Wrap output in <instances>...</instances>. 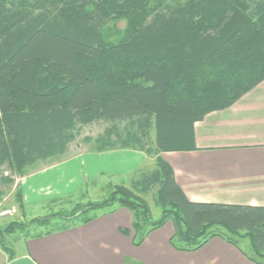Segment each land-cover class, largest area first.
<instances>
[{
	"label": "trees",
	"instance_id": "1",
	"mask_svg": "<svg viewBox=\"0 0 264 264\" xmlns=\"http://www.w3.org/2000/svg\"><path fill=\"white\" fill-rule=\"evenodd\" d=\"M262 80L264 0H0V201L15 174L68 157L83 128L98 123L97 134L81 138L86 150H142L154 166L100 201L33 223L56 215L87 222L89 210L123 206L135 245L171 222L176 249L219 237L264 264V206L191 201L162 156L195 148L194 122ZM152 190L157 219L144 197ZM14 230L0 226L9 255Z\"/></svg>",
	"mask_w": 264,
	"mask_h": 264
},
{
	"label": "crops",
	"instance_id": "2",
	"mask_svg": "<svg viewBox=\"0 0 264 264\" xmlns=\"http://www.w3.org/2000/svg\"><path fill=\"white\" fill-rule=\"evenodd\" d=\"M193 131L195 148L162 152L185 196L191 201L264 206V80L229 106L207 112L194 122ZM85 155L112 158L128 175L151 159L136 149L82 150L41 166L20 177L24 211L30 204L66 195L64 187L71 185L75 176L62 181L61 175L70 171V159L82 157L84 162ZM55 171L60 173L47 183L38 182ZM117 171L118 166L107 170ZM69 221L49 233L26 235L19 251L13 250L11 255L0 248V264H257L219 237L210 238L196 250L176 249L170 243L171 222L152 230L135 245L132 213L123 206L103 208L87 222Z\"/></svg>",
	"mask_w": 264,
	"mask_h": 264
},
{
	"label": "rangeland",
	"instance_id": "3",
	"mask_svg": "<svg viewBox=\"0 0 264 264\" xmlns=\"http://www.w3.org/2000/svg\"><path fill=\"white\" fill-rule=\"evenodd\" d=\"M124 23V20L117 21L116 26L118 28H122L124 26ZM100 128L101 127L98 123L86 125L82 130V134L78 136L73 142H71L67 155L69 156L68 158L73 157L70 155L76 152L86 150L87 145L81 141L82 136L95 135L100 131ZM82 159V157L70 159V171L66 172L65 175H61L62 181L67 179V177L75 176L74 181L70 182L71 185L66 188L64 187V189L67 190L66 195H63L65 194L63 193V197L59 199L54 198L57 200L51 198L49 202L30 204L27 208H25V211H22L19 208L18 203L15 201V184H18L20 181V176L15 174L16 183H14V185L2 197L0 201V226L2 227L5 224L11 222L13 223L15 229L13 232L6 235V245L12 251H19L20 247L23 244V239L26 235L59 227L62 224H67L70 222V219H65L64 216L59 217L58 215H56L51 219V222H49V224H35L31 221L33 218L47 216L53 213L67 214L74 210L77 204L85 205L88 202L100 201L103 198H106L111 192V188L113 187V185H111L112 183L122 184L129 187L134 173L152 168L154 166V159L151 157L146 165L140 167L138 170L128 175L121 170L122 164H116L115 160H113L112 158L105 156L97 158L94 156L85 155L84 162ZM81 166L83 167L80 171ZM115 166H118L117 173L113 174L107 172L108 169H111ZM39 167H41V164L37 166V168ZM37 168L34 167L33 171ZM99 169L104 170L105 172L100 173ZM57 172L59 171H55V173H48L38 182L43 184L47 183L51 177H54L56 175ZM83 175H85L86 177H84V179H81ZM108 183L111 186L108 187ZM154 192L155 191L152 190L144 197L150 207L152 218L157 219L160 216V208L153 202ZM5 210L8 211L2 213ZM99 211H101V209H92L89 210L86 214L94 215ZM19 224H22L23 226L19 227ZM241 247L243 249H249L247 239H245L241 243Z\"/></svg>",
	"mask_w": 264,
	"mask_h": 264
},
{
	"label": "built area",
	"instance_id": "4",
	"mask_svg": "<svg viewBox=\"0 0 264 264\" xmlns=\"http://www.w3.org/2000/svg\"><path fill=\"white\" fill-rule=\"evenodd\" d=\"M6 211H8V210L3 211L2 213H5Z\"/></svg>",
	"mask_w": 264,
	"mask_h": 264
}]
</instances>
